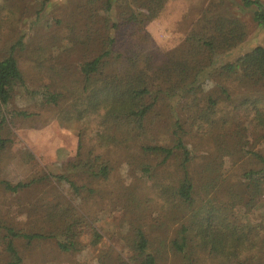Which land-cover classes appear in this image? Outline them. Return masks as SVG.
<instances>
[{"label": "trees", "instance_id": "obj_1", "mask_svg": "<svg viewBox=\"0 0 264 264\" xmlns=\"http://www.w3.org/2000/svg\"><path fill=\"white\" fill-rule=\"evenodd\" d=\"M167 1L86 0L80 8L84 23L92 19L101 23L90 33L98 38L97 48L93 56H83L78 63V85L64 86L70 96L77 95L62 114L66 122L86 123L85 131L93 128L94 134L79 130L78 159L70 162L69 171L47 172L14 184L0 180V184L16 193L55 177L74 192L85 189L88 195L80 202L61 196L40 201L37 231L2 224L10 255L6 264H24L15 240L28 245L52 240L59 251L72 256L86 247L80 235L84 227H91L90 245L100 242L102 228L93 225L91 208L86 205L96 191L78 185L70 175L84 172L96 179H110L111 162L106 155L94 153L93 145L116 148L123 157L140 156L130 169L137 167L139 177L151 182L144 185L146 195L152 197L131 195L124 212L137 216L158 212L154 221L170 235H164L161 244L175 255L199 264L209 259L214 264H264V41L232 59L246 41V26L238 17L219 11L223 0H208L185 39L160 54L144 26ZM240 2L253 9L252 21L264 30L262 2ZM73 25L67 26L68 32L84 29L89 33L87 25ZM16 43L20 40L0 59V112L14 87L24 82L18 60L11 55ZM50 50L44 61L49 56L58 67L61 56L72 57L77 48L66 47L55 57ZM47 90L40 97L44 104L54 105L65 95ZM157 117H161V127ZM5 119L0 118V131ZM155 129L168 132L161 143L153 137ZM185 136L194 142L188 144ZM6 143L0 135V150ZM86 145L90 148L82 156ZM170 164L172 168H167ZM128 192L124 191L126 198ZM130 223L129 261L102 264H157L140 219Z\"/></svg>", "mask_w": 264, "mask_h": 264}, {"label": "rangeland", "instance_id": "obj_2", "mask_svg": "<svg viewBox=\"0 0 264 264\" xmlns=\"http://www.w3.org/2000/svg\"><path fill=\"white\" fill-rule=\"evenodd\" d=\"M260 1L264 6V0ZM208 2L168 0L158 16L145 24L144 27L153 38L155 48L160 54L161 52L165 54L185 39ZM84 3L86 0H0V59L10 53L11 44L20 40V44L16 43L11 55L18 60L24 77L23 84L14 87L8 103L0 112V118L4 116L6 118L0 135L7 140L0 150L2 181L14 184L18 181L27 182L32 178H40L47 172L60 174L69 171L70 162H76L78 159L76 152L79 130L81 129L83 134H94L93 128L85 131L86 123L66 122L62 114V109L66 108L77 95L70 96L71 93L66 91L64 86L71 83L78 85L76 80L78 63L83 60V56H93L97 48L95 42L98 38H93L90 33H95L101 23L92 19L87 25L82 21L79 10ZM219 11L241 19L248 32L242 50L231 55L232 59L246 47L250 48L264 41V30L252 21L253 9L243 7L240 0H223ZM114 14L115 11H112L113 16ZM76 23L79 27L87 25L89 33H85L84 29H77L75 33L68 32L67 26ZM87 42L92 43L89 45ZM72 45L77 48L76 54L69 58L65 54L62 55L63 61L57 62L58 67L54 65L55 62L50 61L49 56L44 61V56L50 49L51 55L55 57L58 52ZM50 65L55 68H51ZM46 89L51 92L63 91L65 95L54 105L44 104L40 97ZM21 111L27 115L19 114ZM156 124L161 127L163 124L161 117H157ZM165 132L155 129L153 137L161 143V137L168 134ZM185 137L188 144L194 142L189 136ZM86 140L90 142L87 138ZM91 144L92 142L88 143ZM88 145L83 148L82 156L90 148ZM92 148L94 153L106 155L105 158L110 160L112 166L110 179L108 181L96 179L84 172H72L70 175L78 185L83 184L86 188H94L96 191L94 199L88 200L86 205L91 208L90 217L95 220L93 225L102 228L103 237L100 242L90 245L93 237L91 227H84L80 235V241L86 247L72 256L59 251L52 240L34 241L30 245L15 240L18 250L23 255V263L102 264L101 262L109 263L117 259L128 262L132 255V249L127 241L133 233L130 221L137 222V219H140L157 264H199L200 261L189 258L183 260L179 254L175 255L171 249L161 244L163 236L169 238L170 235L164 234L165 229L161 227V223L154 221L158 217V212H152L149 216V213L137 216L136 212H124V203L131 195L135 194L140 199L152 197L150 194L146 195L148 192L146 186H150L151 182L139 177L137 167L130 169L140 156L123 157L116 148L107 150L96 145ZM164 167L165 165L160 169ZM166 167L172 168V165ZM141 184L142 188H139ZM125 190L129 191L127 198ZM85 195H88L85 189L80 190V193L74 192V189L55 177L36 182L16 193L0 184V264L10 261V255L6 250L8 237L2 224L23 231H37V220L41 214L38 209L40 201L45 199L52 201L61 196L72 202H80ZM118 197H122L124 202L118 200ZM109 202L111 205L105 207ZM205 262L214 264L210 259Z\"/></svg>", "mask_w": 264, "mask_h": 264}]
</instances>
